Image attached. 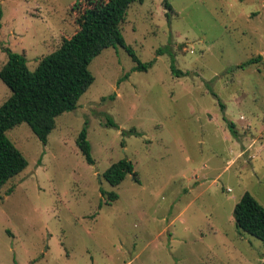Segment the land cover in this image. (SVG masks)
Returning a JSON list of instances; mask_svg holds the SVG:
<instances>
[{"label":"rangeland","instance_id":"374dc122","mask_svg":"<svg viewBox=\"0 0 264 264\" xmlns=\"http://www.w3.org/2000/svg\"><path fill=\"white\" fill-rule=\"evenodd\" d=\"M76 1L0 0V70L6 48L31 69L57 50ZM121 30L147 70L108 47L47 143L26 122L7 131L29 165L1 190L0 264H264L235 218L247 191L264 206V0H137ZM10 95L0 77V106ZM122 158L137 175L113 186Z\"/></svg>","mask_w":264,"mask_h":264},{"label":"trees","instance_id":"16d2710c","mask_svg":"<svg viewBox=\"0 0 264 264\" xmlns=\"http://www.w3.org/2000/svg\"><path fill=\"white\" fill-rule=\"evenodd\" d=\"M137 0H85L87 6L77 17L78 30L65 38L54 52L44 56L35 69L28 65L26 55L6 48L8 60L0 70L1 79L11 89V95L0 106V199L1 190L10 179L24 171L28 159L8 137L7 131L26 122L44 142L56 124L57 116L75 110L81 96L91 87L95 76L90 69L92 60L108 47L121 44L136 62L135 69L147 70L153 62L144 63L135 50L127 45L121 30L128 9ZM143 2V0H138ZM77 0L73 9L81 6ZM171 7L170 3H166ZM3 11L0 6V29ZM262 56L251 58L239 66L258 63ZM172 71H180L172 64ZM110 123L113 122L110 120ZM89 163H94L92 146L85 126L77 141ZM129 174L137 175L134 163L122 158L105 172V179L118 186ZM13 191V190H11ZM108 202L119 198L115 191L107 193ZM237 226L264 242V206L245 192L235 207Z\"/></svg>","mask_w":264,"mask_h":264}]
</instances>
